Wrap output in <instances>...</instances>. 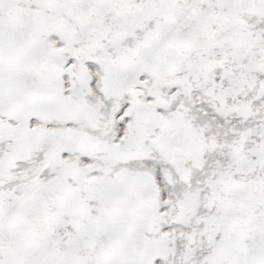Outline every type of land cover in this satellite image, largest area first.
Listing matches in <instances>:
<instances>
[{
  "label": "snow or ice",
  "instance_id": "snow-or-ice-1",
  "mask_svg": "<svg viewBox=\"0 0 264 264\" xmlns=\"http://www.w3.org/2000/svg\"><path fill=\"white\" fill-rule=\"evenodd\" d=\"M0 264H264V0H0Z\"/></svg>",
  "mask_w": 264,
  "mask_h": 264
}]
</instances>
